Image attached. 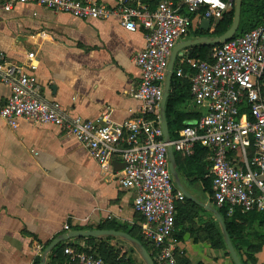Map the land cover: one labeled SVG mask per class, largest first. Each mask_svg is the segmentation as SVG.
I'll return each mask as SVG.
<instances>
[{"label": "built area", "instance_id": "1", "mask_svg": "<svg viewBox=\"0 0 264 264\" xmlns=\"http://www.w3.org/2000/svg\"><path fill=\"white\" fill-rule=\"evenodd\" d=\"M234 0H181V5L161 1L149 9L143 0H114L113 6L82 0H0L5 11L36 4L78 19L107 20L118 16L130 32L145 30L144 48L134 61L140 80L131 95L139 102L138 114L122 123L108 115L93 119L64 114L57 102L41 98L34 75L35 54L22 63L0 54V83L10 89L0 105V116L9 124L26 119L33 124H54L73 136L99 163L118 156L123 168L122 189L134 193L133 209L143 220L140 235L155 264H178L173 237L177 203L185 196L175 187L169 171L167 147L188 157L196 145L207 150L211 198L226 214L264 212V20L255 28L214 47L208 60L190 56L178 60L176 73L189 69L190 94L205 113L163 140L160 103L170 53L192 27L191 15L204 9L206 18H220ZM182 7L184 10H181ZM65 233L69 226H63ZM96 245L68 243L61 264H106L96 256Z\"/></svg>", "mask_w": 264, "mask_h": 264}, {"label": "crops", "instance_id": "2", "mask_svg": "<svg viewBox=\"0 0 264 264\" xmlns=\"http://www.w3.org/2000/svg\"><path fill=\"white\" fill-rule=\"evenodd\" d=\"M82 1L114 5V0ZM161 1L181 5V0H143L149 9ZM191 18V29L177 43L200 37L195 36L198 30H208L209 26L201 27L208 18L200 13ZM144 33L142 27L125 30L115 15L107 20L78 19L36 4L19 5L11 11L0 5V54L7 61L22 63L33 52L41 98L57 102L72 117L108 115L113 123H122L138 114L139 102L130 91L140 80L134 58L144 48ZM190 48L178 53L177 65ZM182 68L183 74L177 75L190 86L189 69ZM9 94V87L0 83V105ZM186 106L192 108V101ZM207 162L204 168L210 174ZM122 168L118 156L99 163L54 124H33L20 118L11 125L0 116V264H40L45 245L65 233V224L70 230L102 222L127 230L139 228L143 218L133 209L134 193L118 184ZM180 181L197 199L210 202L200 183L181 175ZM183 208V219L176 221L173 233L181 251L177 262L180 258V264H234L218 241L212 214L190 205ZM73 241L90 244L85 238H74L63 241V248ZM52 251L46 264H51ZM240 251L247 259L246 249ZM254 257L257 262L264 258V246Z\"/></svg>", "mask_w": 264, "mask_h": 264}, {"label": "trees", "instance_id": "3", "mask_svg": "<svg viewBox=\"0 0 264 264\" xmlns=\"http://www.w3.org/2000/svg\"><path fill=\"white\" fill-rule=\"evenodd\" d=\"M234 2L231 8L223 13L222 17L214 18L209 17V28L205 32L198 30L195 36H214L221 35L231 25L233 18ZM200 14L204 16V9L200 10ZM264 20V0H243L240 15V24L235 36L242 35L243 33L255 28ZM220 45V44H218ZM218 45H197L191 47L188 50V56L200 59L208 60L211 50ZM177 62H175L174 73L170 85L169 96L165 104V115L168 122L169 137L174 139L178 135V131L185 127L190 122L194 121L200 115L205 113L203 108L198 107L192 101L189 84L183 82L182 78L176 73ZM186 67V66H185ZM187 68H184V72H187ZM192 101L193 107L187 110V102ZM176 154V153H175ZM207 150L200 145H196L192 155L179 159L176 154L177 170L179 174L185 178H188L192 183L199 184L202 188V192L206 193L208 197H211V177L209 175V169H205ZM208 163V162H207ZM209 164V163H208ZM210 167V165H209ZM205 195L202 199H205ZM209 201L218 210L222 216L228 234L231 238L232 244L242 262V264H257V259L254 257V253L259 251L264 246V212L251 211L247 213H241L239 210H235L233 215L228 216L226 214L225 206H218L211 199ZM184 205L193 206L196 209L203 210L197 206L194 202L187 198H184L183 202L177 203L175 225L178 219H183ZM217 225L216 235L218 241L225 248V244L222 238L220 227ZM115 229L128 232L131 236L140 240L145 246L146 250L150 253V248L143 240L139 233V228L127 230L125 227H121L112 222H102L96 226L91 225H78L75 229ZM88 243L96 245V256L100 257L106 264H132L131 252L133 249H128L123 254H119L118 250H115V245L112 242H116L117 238L103 237V238H85ZM64 243H59L49 255V263L61 264L65 256L63 255ZM46 247V245H45ZM44 247V248H45ZM244 248L247 251V259H244L240 249ZM113 249L115 250L113 252ZM128 253V254H127ZM179 257V256H177ZM182 260L178 258L180 264ZM264 264V261L261 263Z\"/></svg>", "mask_w": 264, "mask_h": 264}, {"label": "water", "instance_id": "4", "mask_svg": "<svg viewBox=\"0 0 264 264\" xmlns=\"http://www.w3.org/2000/svg\"><path fill=\"white\" fill-rule=\"evenodd\" d=\"M243 0H234V9H233V18L232 23L230 27L221 35H214V36H200L196 37L194 39H189L185 41H181L177 43L174 48L172 49L168 64H167V72L166 77L164 80L163 85V93H162V99L160 103V125L162 129L163 134V140L165 142L170 141L169 137V129H168V122L165 115V104L166 100L169 96L170 92V85L174 73L175 68V62L178 53L186 49L188 47H192L195 45H218L223 42L228 41L232 37L235 36V34L238 31L239 24H240V15H241V7H242ZM209 26V20L204 19L201 23V27L204 29H207ZM167 154H168V162H169V171L172 175L173 182L175 184V187L179 189L185 198L189 199L190 201L194 202L196 205L203 208L205 211L210 212L217 222V224L220 227V231L222 234V238L224 241V244L226 246L227 252L229 253L232 261L234 264H242L233 244L231 241V238L228 234L227 228L225 226L224 220L218 210L212 205L211 202L201 201L197 199L195 196L190 194L183 186V184L180 181V175L177 170V164L175 160V153L170 145L167 147ZM103 238V237H113L117 239H121L123 241H126L132 248L136 251L138 256L140 257L143 264H155L152 256L150 253L146 250L143 243L138 240L137 238L131 236L128 232L123 230H115V229H73L69 230L66 233H61L58 235L55 239H53L43 250L41 255L40 264H46V258L47 255L53 250L54 247H56L59 243H62L63 241L74 239V238Z\"/></svg>", "mask_w": 264, "mask_h": 264}, {"label": "rangeland", "instance_id": "5", "mask_svg": "<svg viewBox=\"0 0 264 264\" xmlns=\"http://www.w3.org/2000/svg\"><path fill=\"white\" fill-rule=\"evenodd\" d=\"M115 245V250H118L119 254H123L125 253V251H127L128 249H133L132 246H130L126 241H123L121 239L116 240V242H112ZM113 249V252L115 251ZM132 264H143L142 261L140 260V257L138 256V254L136 253V251L133 249L132 251ZM264 258L260 257L259 261L257 262V264H261L264 260Z\"/></svg>", "mask_w": 264, "mask_h": 264}]
</instances>
